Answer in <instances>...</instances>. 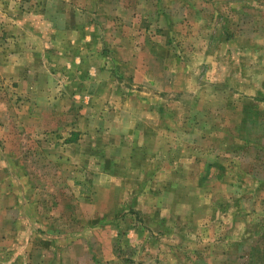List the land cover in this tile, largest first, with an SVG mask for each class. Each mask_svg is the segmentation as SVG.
I'll return each instance as SVG.
<instances>
[{
    "label": "rangeland",
    "instance_id": "rangeland-1",
    "mask_svg": "<svg viewBox=\"0 0 264 264\" xmlns=\"http://www.w3.org/2000/svg\"><path fill=\"white\" fill-rule=\"evenodd\" d=\"M0 264H264V0H0Z\"/></svg>",
    "mask_w": 264,
    "mask_h": 264
}]
</instances>
